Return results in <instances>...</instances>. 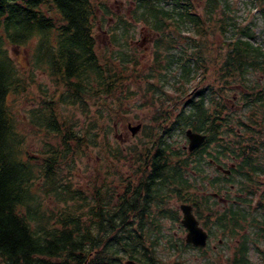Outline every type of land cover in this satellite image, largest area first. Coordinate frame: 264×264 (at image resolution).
Wrapping results in <instances>:
<instances>
[{
	"label": "trees",
	"instance_id": "obj_1",
	"mask_svg": "<svg viewBox=\"0 0 264 264\" xmlns=\"http://www.w3.org/2000/svg\"><path fill=\"white\" fill-rule=\"evenodd\" d=\"M250 2L264 15V0ZM204 8L202 12L193 0H137L135 21L144 22L161 37L157 70L148 79H156V74L163 78L162 74L176 71L174 76L182 75L179 79L188 84L186 79L201 62L210 67L217 64L226 81L248 87L243 93L248 118L238 121L210 93L212 89L205 87L177 114L167 132L153 138L143 160L137 157L143 166V176L137 183H121L122 179L109 183L107 178L89 177L93 191H85L61 175L74 168L77 154L90 151L95 138L98 142L96 125L91 123V130L85 129L82 134L76 132V126L65 128L57 109L64 105L86 109L91 100L106 101L121 87V75L110 73L97 54L93 31L96 8L92 0H0V264H126L129 260L164 264L158 256L157 232L161 233L165 220L181 223V217L170 210V197L199 209L188 196L197 191L190 179L212 166L226 169L222 160L228 158L229 149L224 145V136L238 140L239 150L230 151L240 158L225 183H232L230 177L234 174L245 180L252 174H264V167L257 164L258 155L253 152L264 146V141L249 147L240 133L244 132L242 127L248 126V115H262L264 119V88L254 90L250 86L251 76L264 78V42H257L250 22L238 23L228 0H206ZM216 24L225 35L226 44L217 60L210 51L207 53L204 41ZM168 32L193 36L182 46V41L176 42L180 37L174 39ZM32 42H36L35 66L46 68L47 76L66 91L47 97L42 112L35 114L38 127L61 135L57 147L50 145L46 151L36 153L28 150L21 130L23 123L12 116L13 107H9L11 94L17 93L22 82L7 46L23 48ZM178 46L180 55L172 54ZM164 51L166 57L161 60ZM114 63L123 71L137 69V64L125 55ZM149 89L153 93L156 87L150 83ZM185 128L206 136L205 143L193 153L176 149L170 142L174 130L184 134ZM214 145L216 154L211 151ZM121 158L118 155L111 162L112 168L118 169ZM218 179L211 183H218ZM46 199L57 206L48 207ZM215 219L212 222L211 217H198L207 230L216 228V235L233 237L244 228L242 221H248L247 214L234 209ZM252 222L260 229L256 236L264 240V221L256 222L254 217ZM168 241L171 247H177L171 238ZM261 245V241L243 236L226 263L250 264L249 251Z\"/></svg>",
	"mask_w": 264,
	"mask_h": 264
},
{
	"label": "rangeland",
	"instance_id": "obj_2",
	"mask_svg": "<svg viewBox=\"0 0 264 264\" xmlns=\"http://www.w3.org/2000/svg\"><path fill=\"white\" fill-rule=\"evenodd\" d=\"M193 2L202 12L205 11L206 0H193ZM228 2L232 5V12L238 23L250 22L249 27L253 36L258 39L257 42H264L262 11H257L250 0H228ZM92 3L96 8L93 31L97 54L101 63L111 70L110 73L116 71L121 75V87H117L114 94L106 101L91 100L86 109L81 105L58 107L57 112L62 115L63 120L60 119V121L66 123L65 128L76 126V132L82 134L85 133V129L91 130V123H95L97 128L95 132L99 135L98 142L95 138L90 151L74 157L76 165L71 170H64L61 175L63 180L71 179L68 183L71 182L76 188L80 186L85 191H93V184L88 183L89 177L91 179L107 178L106 181L109 183L118 179H122L121 183H127L126 181L129 180L137 183L143 176V166L136 161L137 157L138 160H143L153 138L157 134L167 132L177 114L185 110L194 95L205 87L212 89L210 93L218 98L220 104L224 103L230 114L238 121H242L241 118H248L245 114L243 96L248 87L234 84V80L226 81V75H221L220 66L217 64L210 67L201 62L196 72L186 79L189 81L188 84L179 79L182 75L174 76L176 71L162 74L163 78H159L156 74V79H148L150 74L152 75L157 70V53L162 51V47L161 50L158 48L161 37L144 22L135 21L137 0H92ZM168 33L174 39L180 37L176 42L182 41L180 44L182 46H185V41L193 36L187 33L183 36H180V33ZM194 35L197 36L196 32ZM224 38L225 35L216 24L212 26V32L204 39L208 47L207 53L210 51V56L215 60L219 59L225 49ZM7 51L19 71L20 82H22L17 93L11 94L9 107H13L12 116L23 123L21 130L26 136L28 150L36 153L46 151L50 145L57 147L61 135H54L38 127L35 123V114L42 112L43 102L47 101V97L66 93L64 87L58 86L55 80L47 76L46 68L35 66L36 42L29 43L23 48L8 45ZM175 51L171 53L180 55L179 46ZM124 55L137 64L135 71L133 69L123 71L121 66L115 65V59ZM165 57L164 51L160 58L162 60ZM250 79V86L254 90L264 88V78L261 75H253ZM150 83L156 87L153 93L149 91L153 90V88L149 89ZM102 111H104L103 116H101ZM248 116L250 117L246 120L248 126L242 127L244 128L243 133L240 131L242 141L249 147H257L258 143L264 141V119L262 115ZM165 120L169 122L166 123ZM138 125L142 126L141 130H137L135 135H132L130 126L137 127ZM187 130L184 129V134L181 130H174L173 138L170 139L174 148H181V151L184 150L186 153H188V140L185 135ZM224 139V145L229 150L227 151L228 158H224L222 163L226 164V170H228L232 165L240 162V158L233 156L230 151L232 148L239 150V145L236 139L226 136ZM166 141L168 142V138ZM214 147L215 145L211 151L216 154ZM135 152L137 153L134 154ZM253 152L258 155L256 156L257 164L264 167V146ZM118 155L122 158L118 162L120 164L118 169H115L112 168L111 162L116 161ZM70 162L73 165L74 162L71 160ZM108 173L111 175L108 176ZM241 176L234 174L230 177L232 183H225L227 175L221 171L218 173L215 166L208 168L204 174H193L190 183L197 188V191H193L194 193L188 196L199 206L198 210L194 208V215L197 219L198 217H211L213 222L216 221L215 217L234 209L247 214L248 221L246 223L242 221L244 228L234 237L228 234L216 235V228L207 230L200 222L210 237L208 246L205 249H199L191 245H187L190 248H185L187 231L181 223L176 224L174 220H165L162 223L161 233L157 232L156 235L159 243L158 256L164 264H227L226 260L232 259L245 235L262 242L261 246L249 251V263L264 264V240L256 236L260 229H257L259 226L252 222L254 217H256V222L264 221V211L261 210L264 208V175L252 174L246 180ZM216 178H219V182L211 183ZM45 202L49 205L48 207L57 206L50 199H46ZM183 204L193 206L192 203L181 202L177 197H170V210L177 213L176 217H181V221L183 214L180 207ZM70 205L74 204L70 203ZM211 232L214 234L211 235ZM169 238L172 243H176L177 247H171Z\"/></svg>",
	"mask_w": 264,
	"mask_h": 264
},
{
	"label": "water",
	"instance_id": "obj_3",
	"mask_svg": "<svg viewBox=\"0 0 264 264\" xmlns=\"http://www.w3.org/2000/svg\"><path fill=\"white\" fill-rule=\"evenodd\" d=\"M142 126L138 125L137 127H131L130 131L132 132V135H135V132L137 130H141ZM186 136L189 140V152H193L196 149L200 148L206 140V137L193 132L192 130L186 131ZM219 170H222V167H218ZM226 174L229 173V171H224ZM180 210L183 214L182 219V225L183 227L188 231L186 236V243L193 245L195 247L204 248L207 246L209 235L208 233L200 226L199 221L196 219V217L193 214V209L189 205H182L180 207ZM126 264H146V263H138L135 261H127Z\"/></svg>",
	"mask_w": 264,
	"mask_h": 264
},
{
	"label": "bare ground",
	"instance_id": "obj_4",
	"mask_svg": "<svg viewBox=\"0 0 264 264\" xmlns=\"http://www.w3.org/2000/svg\"><path fill=\"white\" fill-rule=\"evenodd\" d=\"M139 170V169H138Z\"/></svg>",
	"mask_w": 264,
	"mask_h": 264
}]
</instances>
